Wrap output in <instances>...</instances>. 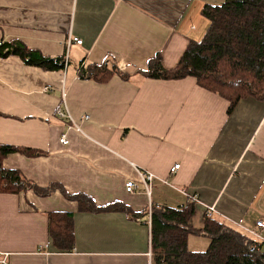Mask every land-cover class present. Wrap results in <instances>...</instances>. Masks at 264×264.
<instances>
[{"label":"crops","instance_id":"obj_1","mask_svg":"<svg viewBox=\"0 0 264 264\" xmlns=\"http://www.w3.org/2000/svg\"><path fill=\"white\" fill-rule=\"evenodd\" d=\"M223 1L0 0V43L20 41L43 57L64 59L62 70L46 71L16 56L0 58V145L43 154H8L2 168L38 188L58 185L95 206L118 203L142 214L80 212L58 189L45 197L30 189L0 193V254L8 264H154L150 209L184 205L189 195L264 252V230L256 227L264 220V101L241 100L227 115L228 102L192 77L165 81L137 73L152 58L164 69L176 67L207 30L202 9ZM73 38L81 44H68ZM104 60L128 78L114 74L98 83L78 76V69ZM138 171L154 177L149 196ZM128 181L136 192L125 191ZM194 209L189 225L201 230L205 218ZM49 213L72 215L70 251L52 246ZM207 247L205 238L187 240L189 251Z\"/></svg>","mask_w":264,"mask_h":264},{"label":"trees","instance_id":"obj_2","mask_svg":"<svg viewBox=\"0 0 264 264\" xmlns=\"http://www.w3.org/2000/svg\"><path fill=\"white\" fill-rule=\"evenodd\" d=\"M202 16L208 21L207 30L200 41L187 46L173 69H164L156 58L139 70L142 77L152 80H181L194 78L200 88L216 94L228 102L227 115L239 101L248 98L264 101V0H224L216 6H205ZM18 57L25 65L46 71L62 70L64 59H50L39 52L28 50L20 41L0 43V58ZM80 78L98 83L108 81L114 74L126 80L128 74L119 71L110 61L78 69ZM19 153L27 157L43 155L39 151L0 145V193L15 194L32 190L45 197L55 189L68 200L76 201L80 212L121 211L131 219L133 214L118 203L95 206L82 194L68 195L58 185L42 189L32 185L19 172L4 170L2 159ZM195 205L152 207L150 209V252L154 264H264V252L255 240L222 218H205L201 230L189 225ZM48 236L54 249L70 251L74 244L72 215L49 213ZM189 236L208 240L203 252L187 248Z\"/></svg>","mask_w":264,"mask_h":264},{"label":"built area","instance_id":"obj_3","mask_svg":"<svg viewBox=\"0 0 264 264\" xmlns=\"http://www.w3.org/2000/svg\"><path fill=\"white\" fill-rule=\"evenodd\" d=\"M70 42H73L75 43L76 45H80L81 44V40L79 39H76V38H73L71 39V41L68 42V44ZM49 89L48 88H45L44 89V92H47ZM62 98H64V93H62ZM56 116L59 118V119H62V120H66L68 121L69 123L71 122L70 124V129H74L75 131L77 132H80V128L78 127V125L72 123V121H70V116L68 113L66 112H63L61 110H58L56 112ZM60 143L62 145H66L68 142L66 140V138L64 136H62L60 138ZM179 168V165L176 164L172 167L171 169V173H174L176 170H178ZM138 174V178H139V182L141 183L142 187H143V191L145 192L146 195H150V191H151V183H152V180H153V175L151 173H148L146 171H138L137 172ZM125 191L127 193H134L137 191V187L135 185L134 182L132 181H128L127 183H125ZM190 197L189 200L194 203L195 207H198L200 208L201 212H202V215L204 218H210V217H213V215H216V210L213 206H210V205H205L203 203H201L198 199V197L196 195H189ZM256 227L264 230V220H261V221H257L256 222ZM256 238H260L259 235H255ZM7 259H8V255L6 254H0V264H8L7 262Z\"/></svg>","mask_w":264,"mask_h":264}]
</instances>
